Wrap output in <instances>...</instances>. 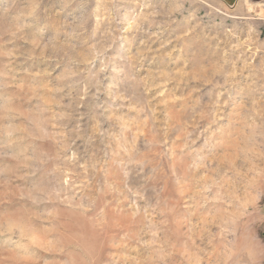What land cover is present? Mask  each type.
I'll return each instance as SVG.
<instances>
[{"label":"rangeland","instance_id":"1","mask_svg":"<svg viewBox=\"0 0 264 264\" xmlns=\"http://www.w3.org/2000/svg\"><path fill=\"white\" fill-rule=\"evenodd\" d=\"M0 264H264V0H0Z\"/></svg>","mask_w":264,"mask_h":264}]
</instances>
